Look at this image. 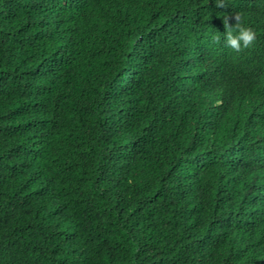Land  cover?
I'll list each match as a JSON object with an SVG mask.
<instances>
[{
  "label": "trees",
  "instance_id": "1",
  "mask_svg": "<svg viewBox=\"0 0 264 264\" xmlns=\"http://www.w3.org/2000/svg\"><path fill=\"white\" fill-rule=\"evenodd\" d=\"M263 2L0 0V264H264Z\"/></svg>",
  "mask_w": 264,
  "mask_h": 264
},
{
  "label": "clouds",
  "instance_id": "2",
  "mask_svg": "<svg viewBox=\"0 0 264 264\" xmlns=\"http://www.w3.org/2000/svg\"><path fill=\"white\" fill-rule=\"evenodd\" d=\"M241 2V0H238ZM264 4V2L262 3ZM225 0H215V7L223 9L225 8ZM224 24L225 32L222 31L224 35V43L225 46L232 49L236 53H240L241 51L250 48L255 40H256V34L254 30L251 27H246L243 24L242 18L239 14L235 15H226L223 18H221ZM232 21H235L233 24ZM213 40L217 43L220 42V36L214 35ZM233 70V69H232ZM228 70L229 74L232 76V80L236 82L242 83V77L237 74V71ZM234 78V79H233ZM246 84V83H245ZM237 85H242L238 83ZM218 105H221V103L218 102ZM258 172V171H254ZM264 175V171L263 174ZM256 187H259V191L264 194V179L260 176L259 181L255 184ZM243 249L246 250V252L252 253V255L256 254V246L251 243L244 241L243 242ZM254 252V253H253ZM251 255V256H252ZM261 260H264V256L261 258Z\"/></svg>",
  "mask_w": 264,
  "mask_h": 264
},
{
  "label": "bare ground",
  "instance_id": "3",
  "mask_svg": "<svg viewBox=\"0 0 264 264\" xmlns=\"http://www.w3.org/2000/svg\"><path fill=\"white\" fill-rule=\"evenodd\" d=\"M76 30H77V28H76Z\"/></svg>",
  "mask_w": 264,
  "mask_h": 264
}]
</instances>
